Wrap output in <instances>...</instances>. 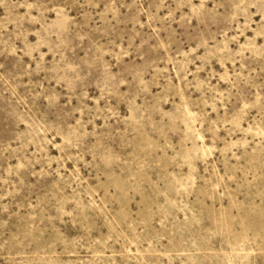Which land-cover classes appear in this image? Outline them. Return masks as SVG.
Instances as JSON below:
<instances>
[{"label":"rangeland","instance_id":"1","mask_svg":"<svg viewBox=\"0 0 264 264\" xmlns=\"http://www.w3.org/2000/svg\"><path fill=\"white\" fill-rule=\"evenodd\" d=\"M0 264H264V0H0Z\"/></svg>","mask_w":264,"mask_h":264}]
</instances>
